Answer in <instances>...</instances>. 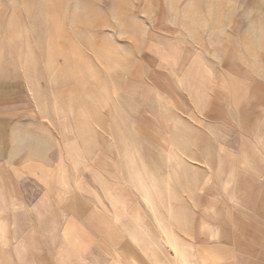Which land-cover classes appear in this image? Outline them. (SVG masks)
I'll return each mask as SVG.
<instances>
[{"label":"rangeland","instance_id":"1","mask_svg":"<svg viewBox=\"0 0 264 264\" xmlns=\"http://www.w3.org/2000/svg\"><path fill=\"white\" fill-rule=\"evenodd\" d=\"M262 129L264 0H0V181L59 264H253Z\"/></svg>","mask_w":264,"mask_h":264},{"label":"crops","instance_id":"2","mask_svg":"<svg viewBox=\"0 0 264 264\" xmlns=\"http://www.w3.org/2000/svg\"><path fill=\"white\" fill-rule=\"evenodd\" d=\"M259 135L264 136L263 129ZM259 171L258 169L253 171L256 176L251 177L255 178V184L250 187L264 190V170L257 176ZM46 190L45 195L35 202L28 201L27 197L21 195L17 181H0V264H59L58 257L51 254L57 248L51 247L49 241L44 239L54 235L59 237V239H55V244H62L61 247L63 245L68 248L77 246L76 239H73L74 234H71L69 229H63L61 233L58 230H53L54 235L47 234L44 237L45 234L43 235L41 231L33 228L35 213L38 216H46L47 213L50 215L49 206L58 204L55 203V197L50 198L51 189L47 188ZM255 204H258L257 201ZM53 213L58 215L56 208L53 209ZM44 221H47L46 227L50 229L58 227L57 224L51 226L47 218ZM257 238V243L261 248L259 247L260 250L255 251L251 248V262L264 264V236L257 235ZM35 258H39V261ZM64 259L70 263L75 260V257L71 255ZM68 261H65V264Z\"/></svg>","mask_w":264,"mask_h":264}]
</instances>
